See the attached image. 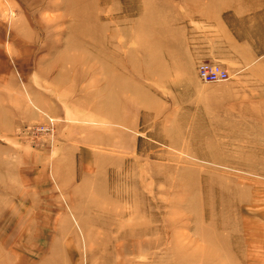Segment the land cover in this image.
<instances>
[{
    "label": "rangeland",
    "instance_id": "374dc122",
    "mask_svg": "<svg viewBox=\"0 0 264 264\" xmlns=\"http://www.w3.org/2000/svg\"><path fill=\"white\" fill-rule=\"evenodd\" d=\"M222 3L0 0V264H264V78L196 71Z\"/></svg>",
    "mask_w": 264,
    "mask_h": 264
},
{
    "label": "crops",
    "instance_id": "0c3cea01",
    "mask_svg": "<svg viewBox=\"0 0 264 264\" xmlns=\"http://www.w3.org/2000/svg\"><path fill=\"white\" fill-rule=\"evenodd\" d=\"M222 5L214 14H202L200 20L205 36L198 43L197 51L211 61H216L228 71L240 76L263 77L256 70H246L249 63L257 62L264 53V0H221Z\"/></svg>",
    "mask_w": 264,
    "mask_h": 264
},
{
    "label": "built area",
    "instance_id": "2783aa9c",
    "mask_svg": "<svg viewBox=\"0 0 264 264\" xmlns=\"http://www.w3.org/2000/svg\"><path fill=\"white\" fill-rule=\"evenodd\" d=\"M198 77L204 82H220L229 78L228 70L219 62L209 60H199L196 65ZM48 121L54 119L48 117Z\"/></svg>",
    "mask_w": 264,
    "mask_h": 264
}]
</instances>
